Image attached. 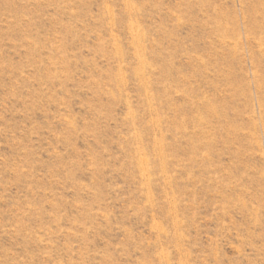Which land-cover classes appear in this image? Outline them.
I'll use <instances>...</instances> for the list:
<instances>
[{"label":"rangeland","instance_id":"rangeland-1","mask_svg":"<svg viewBox=\"0 0 264 264\" xmlns=\"http://www.w3.org/2000/svg\"><path fill=\"white\" fill-rule=\"evenodd\" d=\"M0 264H264V0H0Z\"/></svg>","mask_w":264,"mask_h":264}]
</instances>
